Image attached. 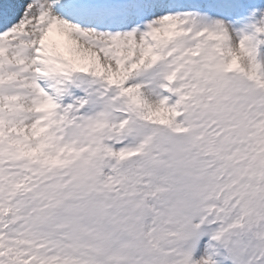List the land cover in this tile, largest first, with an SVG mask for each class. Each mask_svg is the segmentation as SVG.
Masks as SVG:
<instances>
[{"label": "snow or ice", "instance_id": "6c2138e0", "mask_svg": "<svg viewBox=\"0 0 264 264\" xmlns=\"http://www.w3.org/2000/svg\"><path fill=\"white\" fill-rule=\"evenodd\" d=\"M0 264H264V0H0Z\"/></svg>", "mask_w": 264, "mask_h": 264}]
</instances>
